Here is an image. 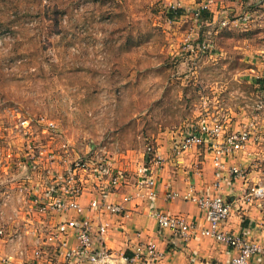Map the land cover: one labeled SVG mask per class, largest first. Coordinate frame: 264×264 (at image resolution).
<instances>
[{"label":"rangeland","instance_id":"obj_1","mask_svg":"<svg viewBox=\"0 0 264 264\" xmlns=\"http://www.w3.org/2000/svg\"><path fill=\"white\" fill-rule=\"evenodd\" d=\"M203 120L248 133L231 159L264 187V0H0V166L43 190L74 172L87 197L101 165L126 183Z\"/></svg>","mask_w":264,"mask_h":264},{"label":"crops","instance_id":"obj_2","mask_svg":"<svg viewBox=\"0 0 264 264\" xmlns=\"http://www.w3.org/2000/svg\"><path fill=\"white\" fill-rule=\"evenodd\" d=\"M200 148L202 147L198 149ZM156 153L163 159L160 168L151 167L152 159L147 162V166H142L149 169L147 176L154 180V200L140 197L147 193V189L143 187L147 177L137 173L139 170L126 183L122 179V184L115 188H110L107 184V186L102 185L104 189L99 192L106 195L107 201L118 203L126 210L125 213L117 215L98 216L100 221L108 224L104 242L106 248L116 258L112 264H228L234 253L226 245L199 233L183 242L176 239L169 231L160 230L156 225L154 212L159 210L180 217L198 227H208L197 202L183 199L187 195L193 198L200 195L209 197L221 195L231 204L230 216L221 229L234 234L246 231L253 240L264 241L263 213L260 207L241 200L245 187L241 181L229 182L225 179L218 191L214 189L216 180L208 152L205 154L208 164L201 167L194 159L181 162L180 154H175L172 149L157 150ZM232 161L233 159H229L226 164L234 165ZM8 169L14 168L0 166V214L2 215L0 225L5 224L0 228L3 231L0 235V264H3L1 261L5 258L10 260V264H31L36 250H39L44 257L51 258L55 264H66L61 256L60 245L55 241H48L49 233L54 231L60 217L34 214L35 216L31 218L29 215L30 210L31 213H36L33 197L43 199L47 190H43L31 170H25L21 165L16 166L14 172ZM45 182L50 185L48 181ZM93 192L96 198L102 197L99 193ZM168 193L178 196L174 200H168L166 198ZM93 197L94 195L81 196L79 202L82 206H86ZM23 204H28L29 209H25ZM9 208H13L15 213L9 211ZM70 216L74 217V214ZM16 229H19L16 231L17 237H25L26 243L23 244L27 247L20 246L19 243L15 246L10 240V230L14 233ZM58 240L65 241L67 247L76 244L71 236H60ZM146 245H153L157 251L163 253V256L151 262H146L143 257L139 260L136 258L132 262L120 259L121 254L128 259L132 258L137 247ZM28 247L32 249L31 259L24 260L22 255L19 256L16 252L27 251ZM250 264L261 263L254 260Z\"/></svg>","mask_w":264,"mask_h":264},{"label":"built area","instance_id":"obj_3","mask_svg":"<svg viewBox=\"0 0 264 264\" xmlns=\"http://www.w3.org/2000/svg\"><path fill=\"white\" fill-rule=\"evenodd\" d=\"M204 10H208L206 1H203L194 13V19L196 21H199L201 12ZM224 122L225 120L222 122L203 120L198 125L197 130L189 134L187 138L177 142L173 150L178 155L191 148L198 149L201 146L206 147V151L210 155L211 165L214 169V177L216 180L214 189L218 191L220 184L225 179L229 180V182L241 181L245 185L241 200L249 205L258 203V206L261 207V204L264 202V187L261 185L256 187L248 184L249 175L246 169L238 165L226 164L227 160L229 161V159L233 158L235 154L242 150L243 145L247 142L248 133L245 131L225 133L226 128ZM49 126L54 127L52 123H49ZM53 157L54 155L52 153L49 156V160H52ZM162 162L163 159L161 156L155 154L152 157L150 165L153 168H160ZM49 168V170H46L51 174V180L54 183L52 184L48 180L50 185L45 193V198L33 197V203L36 206L37 213L44 214L43 216L60 217V220L54 227V231L49 233L48 241H55L60 245L61 256L63 262L66 264H112L116 258L106 248L104 242L108 224L100 221L98 216L101 214L117 215L125 213L126 210L118 203L107 201L106 195L99 192L101 189H104L102 185H108L110 188L120 186L123 175L121 173H116L115 176L111 175V170L106 165H101L97 171V177L102 179L103 176L106 178L109 176L110 180L107 181L103 178L102 181H93L96 185L94 191L102 195V197L96 198L95 193L89 192V195H94V197L90 199L86 206H82L79 199L84 195V190L81 187L82 181L80 179H74V174L76 173L68 171V177L65 182L59 183L55 176L56 171L53 170V166L51 165ZM78 169L79 167L76 168V170ZM81 170L85 171V169ZM147 170L149 169L142 167L138 171L143 177H147L143 185L147 189V193L140 195V197L148 198V200L152 201L155 198L153 189L154 180L147 176ZM43 173L46 172L43 171ZM195 174L198 173L195 172ZM98 183L102 185L100 186ZM177 196V194L168 193L166 198L168 200H174ZM183 199L197 202L206 218L208 227H198L193 223H187L180 217L172 216L158 210L154 212V218L160 230L169 231L176 239L183 242L188 241L193 235L199 233L201 236H206L216 242L222 243L234 253L228 264H250L254 260L264 264V241L258 242L253 240L252 237L248 236L246 231H240V234H234L221 229L231 213V204L227 199L221 195L213 197L200 195L196 198L187 195ZM71 214H74V217H71ZM2 233L3 231L0 230V235ZM60 236H71L76 242L75 246L67 247L65 241L58 240ZM162 256L163 253L157 251L153 245H146L137 247L132 258L128 259L121 254L120 259L132 262L136 258L139 260L143 257L146 262H151L156 261ZM7 262L10 264V260L7 258L1 261L3 264ZM31 264L55 263L51 258L44 257L39 250H36L33 253Z\"/></svg>","mask_w":264,"mask_h":264},{"label":"trees","instance_id":"obj_4","mask_svg":"<svg viewBox=\"0 0 264 264\" xmlns=\"http://www.w3.org/2000/svg\"><path fill=\"white\" fill-rule=\"evenodd\" d=\"M230 1H236V0H230ZM243 1H245V0H243ZM56 12H57V11H56ZM208 12H209L208 10H204V11H202V12H201V15H200V17H199V21L204 20V19H203V15L205 16V15L208 14V18H209V13H208ZM205 20H207V19H205Z\"/></svg>","mask_w":264,"mask_h":264}]
</instances>
